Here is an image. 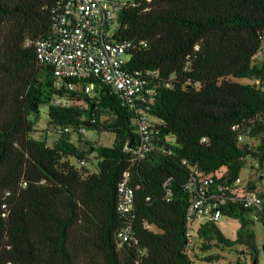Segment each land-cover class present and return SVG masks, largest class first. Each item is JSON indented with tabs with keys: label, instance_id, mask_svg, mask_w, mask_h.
I'll use <instances>...</instances> for the list:
<instances>
[{
	"label": "trees",
	"instance_id": "obj_1",
	"mask_svg": "<svg viewBox=\"0 0 264 264\" xmlns=\"http://www.w3.org/2000/svg\"><path fill=\"white\" fill-rule=\"evenodd\" d=\"M64 1L0 0V264H192L197 174L213 175L219 193L247 158L264 171V60H256L264 0H128L117 38L133 42L127 69L146 82L136 107L157 133L142 159L125 149L139 139L138 108L100 80H59L38 60L36 42L51 34ZM43 106L54 148L35 136ZM81 129L112 133L115 143L84 142ZM126 179L135 194L127 217L118 210ZM220 206L239 220L236 238L209 221L196 231L201 249L242 246L258 264L254 227L264 226V206Z\"/></svg>",
	"mask_w": 264,
	"mask_h": 264
},
{
	"label": "built area",
	"instance_id": "obj_2",
	"mask_svg": "<svg viewBox=\"0 0 264 264\" xmlns=\"http://www.w3.org/2000/svg\"><path fill=\"white\" fill-rule=\"evenodd\" d=\"M128 6V1L124 0H65L51 34L36 42L38 60L53 66L59 80H100L125 104L135 108L136 103L143 101L146 82L127 69L133 42L117 38L119 14ZM76 87L71 83V90ZM94 87V84H87L86 92L92 93ZM136 108L140 112L139 139L135 147L127 143L125 149L132 151L137 159H142L144 153L153 147L157 133L143 108ZM85 133V129L80 130V134ZM214 185L213 175L199 173L190 185L194 193L188 212L191 242L194 239V222L220 221L223 218L220 205L228 200L242 203L248 209L264 206V193L251 189L241 176L231 186L219 185V193L212 190ZM134 206V190L126 179L120 186L119 213L131 216ZM132 232L131 224L126 225L119 237L128 242L132 240Z\"/></svg>",
	"mask_w": 264,
	"mask_h": 264
},
{
	"label": "rangeland",
	"instance_id": "obj_3",
	"mask_svg": "<svg viewBox=\"0 0 264 264\" xmlns=\"http://www.w3.org/2000/svg\"><path fill=\"white\" fill-rule=\"evenodd\" d=\"M128 1V0H124ZM259 60H264V38L262 41V50L260 54L257 56ZM241 83H251L248 80H240ZM48 121L47 118V107H42V119L38 121V125L36 124V137L42 140L47 138L48 146L50 148H54L55 142L57 140L55 134L51 131L47 130L46 123ZM48 131V132H47ZM82 140L84 142H88L90 144H98L105 147H112L115 143L116 136L109 132H98L96 130H87L84 134ZM72 141L75 145H79V138L77 136L72 137ZM258 169L260 167L259 162L252 160L251 158H247L245 168L241 172V177L244 182H247L251 178L255 179L254 181L257 183V187L264 193V171L256 172L251 169V167ZM88 168L92 172H97V168L93 159L91 160ZM201 221H196L193 224L194 231V239L192 244V249L190 251V258L192 260V264H237L238 260L242 261V264H252L251 261V252L246 250V248L242 246H236L233 250L219 249L220 247H213L210 251L204 252L201 249L202 240L199 239L196 231L201 225ZM217 226L223 232V234L234 240L237 235V230L240 227V222L237 218H226L223 217L220 221L217 222ZM255 237H256V245L258 249V264H264V226L261 223L256 222L254 227ZM244 252V253H243ZM246 259V261H244Z\"/></svg>",
	"mask_w": 264,
	"mask_h": 264
},
{
	"label": "water",
	"instance_id": "obj_4",
	"mask_svg": "<svg viewBox=\"0 0 264 264\" xmlns=\"http://www.w3.org/2000/svg\"><path fill=\"white\" fill-rule=\"evenodd\" d=\"M256 263V261H254V264Z\"/></svg>",
	"mask_w": 264,
	"mask_h": 264
}]
</instances>
